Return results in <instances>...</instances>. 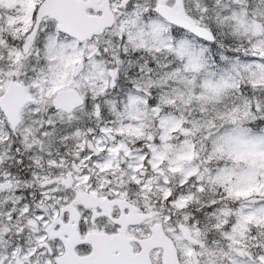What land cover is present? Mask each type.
<instances>
[{
	"label": "snow or ice",
	"instance_id": "1",
	"mask_svg": "<svg viewBox=\"0 0 264 264\" xmlns=\"http://www.w3.org/2000/svg\"><path fill=\"white\" fill-rule=\"evenodd\" d=\"M0 264H264V0H0Z\"/></svg>",
	"mask_w": 264,
	"mask_h": 264
}]
</instances>
